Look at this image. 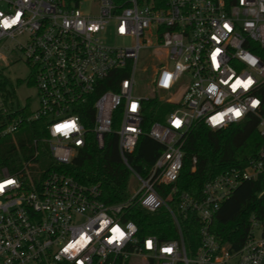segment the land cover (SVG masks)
Masks as SVG:
<instances>
[{
  "label": "built area",
  "instance_id": "2783aa9c",
  "mask_svg": "<svg viewBox=\"0 0 264 264\" xmlns=\"http://www.w3.org/2000/svg\"><path fill=\"white\" fill-rule=\"evenodd\" d=\"M90 1L94 7L83 11L80 0H0V72L10 62H26L27 83L33 79L38 96L33 111L27 102L15 107L0 77V141L7 136L15 141L23 121L44 118L48 135L42 142L52 164L62 166L84 146L88 133L99 146L105 134L114 133L121 160L140 186L125 201L106 204L98 184L82 183L47 161L36 162L34 139V150L14 172L0 163V264H129L131 258L145 264H264V213L251 215L236 248L220 243L211 230L221 203L242 182L264 181V149L244 167L226 168L204 182L200 199L177 193L174 185L182 168V144L194 124L218 130L253 114L264 138L258 95L264 81L256 77L264 62L251 50L264 48V0ZM109 29L132 43H109ZM144 47L163 50L155 56L158 63L170 61L169 67L156 69L153 86L160 100L175 107L147 131L163 150L142 174L129 155L144 132V102L154 96L133 90ZM160 184L172 185L166 198L156 191ZM134 202L147 212L164 207L177 237L139 236L137 224L123 218ZM189 211L200 221L192 258L179 220Z\"/></svg>",
  "mask_w": 264,
  "mask_h": 264
},
{
  "label": "trees",
  "instance_id": "16d2710c",
  "mask_svg": "<svg viewBox=\"0 0 264 264\" xmlns=\"http://www.w3.org/2000/svg\"><path fill=\"white\" fill-rule=\"evenodd\" d=\"M251 50L256 52L264 62V48L255 45ZM33 83L30 78L29 84ZM104 88H114L105 84ZM258 95L262 100L261 115L264 116V82L260 85ZM145 111L142 121L143 134L138 138L134 151L129 155L132 166L144 174L163 150V145L151 138L147 131L154 121L165 120V116L174 107V103L160 100L156 95L144 102ZM28 113V107L22 110ZM258 117L247 115L242 121L232 123L218 130L207 128L202 123H196L185 136L182 144V168L174 185L177 193L188 192L194 198L200 199L204 182L221 171L230 167H244L249 158L256 157L264 149V138L257 130ZM46 120L23 121L14 133L15 141L10 136L3 138L0 145V163L6 164L11 172L18 168L23 160L34 150L33 140L42 148L44 159L49 167L65 171L76 180L85 184H98L101 199L106 204H116L128 199L131 193V172L121 160L117 136L108 133L104 136L102 146L95 140L94 134L86 135L84 146L78 147L70 163L55 166L48 156L47 144L42 138L47 136ZM195 157V163L192 158ZM171 184H160L156 191L162 198H166ZM264 181H244L221 203L214 215L211 230L220 243L238 247L250 226L251 215L261 217L264 213ZM176 194L170 203L175 207ZM124 219L133 220L139 229V236L152 234L160 240L177 237L175 224L162 207L155 212H147L134 202L127 207ZM183 241L187 253L190 255L199 243L198 229L200 221L195 211H189L185 217L179 216ZM127 264V263H125ZM178 264H183L179 262Z\"/></svg>",
  "mask_w": 264,
  "mask_h": 264
},
{
  "label": "rangeland",
  "instance_id": "374dc122",
  "mask_svg": "<svg viewBox=\"0 0 264 264\" xmlns=\"http://www.w3.org/2000/svg\"><path fill=\"white\" fill-rule=\"evenodd\" d=\"M80 8L83 11H89L94 6L92 5L90 0H80ZM107 41L111 44H123V45H130L131 39H120L119 37L115 36L112 29H109L105 34ZM12 43L9 44L12 47ZM163 50H156L152 47H144L140 50L139 56L135 65L134 71V93L136 95H140L142 97H150L156 95V91H154L153 86V77L156 69H159L163 66H170V61L167 60L166 65L158 63L156 61L155 56L161 55ZM30 75V66L22 61L16 60L14 62H10V65L5 67L0 72V77L6 80V88L13 94L12 102L15 107L22 108L25 103H29L30 110H35L38 105V96L36 89L33 84L27 83ZM259 81H264V69L256 75ZM153 97V96H152ZM174 98L177 97V94L173 96ZM15 140V138H14ZM47 147V146H46ZM47 150V149H46ZM38 156L36 157V162L43 163L46 161L44 159V155L42 152V148L38 147ZM33 163L35 161H32ZM140 183L136 178L133 176L131 177V193L133 194L139 188ZM189 258H192L189 255ZM129 264H145L140 263L138 259L131 258Z\"/></svg>",
  "mask_w": 264,
  "mask_h": 264
},
{
  "label": "snow or ice",
  "instance_id": "6c2138e0",
  "mask_svg": "<svg viewBox=\"0 0 264 264\" xmlns=\"http://www.w3.org/2000/svg\"><path fill=\"white\" fill-rule=\"evenodd\" d=\"M12 23H15V20H13ZM234 90H235V86H234ZM235 114L238 116L240 113H239V111H237ZM63 127H72V125H65ZM58 130H60V129H58ZM9 183H11V181H9Z\"/></svg>",
  "mask_w": 264,
  "mask_h": 264
}]
</instances>
